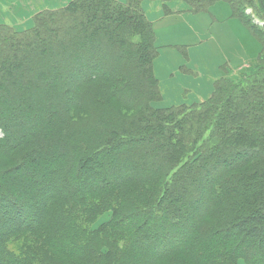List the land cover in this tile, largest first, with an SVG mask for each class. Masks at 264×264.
<instances>
[{
  "label": "trees",
  "instance_id": "16d2710c",
  "mask_svg": "<svg viewBox=\"0 0 264 264\" xmlns=\"http://www.w3.org/2000/svg\"><path fill=\"white\" fill-rule=\"evenodd\" d=\"M144 1L0 23V264H264V0H183L228 2L263 48L171 106Z\"/></svg>",
  "mask_w": 264,
  "mask_h": 264
},
{
  "label": "crops",
  "instance_id": "0c3cea01",
  "mask_svg": "<svg viewBox=\"0 0 264 264\" xmlns=\"http://www.w3.org/2000/svg\"><path fill=\"white\" fill-rule=\"evenodd\" d=\"M70 1L0 0V23L15 24L14 8L22 15H18L19 19L24 20V17H33L28 15L30 8L39 12L62 7ZM22 5L29 9L20 12L25 9ZM143 6L155 24L159 47L155 68L163 93V106L207 99L214 90L215 80L226 71L238 75L258 62L263 45L234 16L228 2H216L209 11L203 12H193L189 6L177 9L171 6L172 12L166 13L162 2L152 0L144 1Z\"/></svg>",
  "mask_w": 264,
  "mask_h": 264
},
{
  "label": "rangeland",
  "instance_id": "374dc122",
  "mask_svg": "<svg viewBox=\"0 0 264 264\" xmlns=\"http://www.w3.org/2000/svg\"><path fill=\"white\" fill-rule=\"evenodd\" d=\"M33 1L37 2L38 0H33ZM155 1H158V0H155ZM159 2H162V1L160 0ZM166 4H167V6H169V4H170L169 7L170 8L174 7V9H177L179 7H187L188 6L183 0H170V1L166 2ZM14 6H17V5H14ZM22 6L25 9H21L20 12L23 11V10H26V8H28L27 5H22ZM19 8H21V6ZM41 8H42V6H40V9ZM10 9H13V5H10ZM30 10H32V8H30ZM30 10H27L28 15H33L34 16V12H37L36 10L34 12H33V10L32 11H30ZM12 12H15V16H14V23L15 24H13L14 26L22 29V28H26V27H29V26L33 25V21H32L33 17L32 18L24 17L25 19L21 20L18 17V15H21V14L16 10V8H14V11H12ZM251 12H252V10H250V13ZM251 14H252V18H253L254 22L264 26V18H261V16L254 14V12H252ZM8 15L11 18L13 17V14L8 13ZM0 136H1V132H0ZM110 216H111L110 212L104 214V216L99 220V222L97 224H95L96 227H98L102 222L107 221ZM239 264H245V262L243 260H241Z\"/></svg>",
  "mask_w": 264,
  "mask_h": 264
}]
</instances>
